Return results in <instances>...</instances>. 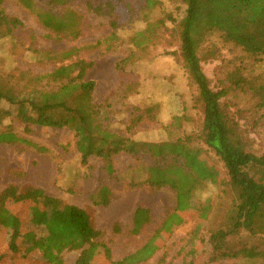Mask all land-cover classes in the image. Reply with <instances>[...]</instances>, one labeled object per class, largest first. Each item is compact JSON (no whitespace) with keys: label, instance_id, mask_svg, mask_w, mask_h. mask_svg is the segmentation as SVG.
I'll return each mask as SVG.
<instances>
[{"label":"rangeland","instance_id":"rangeland-1","mask_svg":"<svg viewBox=\"0 0 264 264\" xmlns=\"http://www.w3.org/2000/svg\"><path fill=\"white\" fill-rule=\"evenodd\" d=\"M106 1L94 0L96 5ZM108 1H113L116 6L118 27L115 30L111 24L112 16L97 14L82 0L72 3L73 8L83 15L82 33L73 39L47 29L36 13L20 0H5V13L19 17L23 26L14 31V36L0 39V74L12 76L13 82L31 85L30 77L22 78L23 71L46 73L62 63L63 53L75 49L65 63L77 58L94 62L88 77L96 81L95 102L101 106L104 123L109 128L121 130L137 140L162 141L187 134L195 136L201 128L203 114L194 102L196 90L189 84L179 53H173L180 47L174 24L167 21L166 26L157 30L156 36L141 48L132 43L136 31L145 29L148 21L157 20L163 13H172L180 19L185 8L182 0H162L163 7L151 11L139 8L144 0ZM36 3L45 8V3ZM209 49H217V55L205 58ZM47 52L57 57L44 58ZM201 54L204 70L216 89L230 83L226 80L229 72L242 67L243 58L244 74L250 79L264 80V59L247 57L241 48L224 43L219 33L211 38ZM126 57L128 61L122 62ZM46 86L51 88L53 84ZM254 99V95L235 89L226 101L246 124L254 139L253 150L262 154L264 117L253 121L256 115L253 116L250 108ZM148 107H154L156 119L149 116L134 124L138 109ZM176 115L187 117L181 129L170 127ZM5 124L47 150L40 151L25 143L0 144V193L10 185L19 188L34 185L66 204L90 209L96 227L102 232V240L111 248L115 264H232L236 261L234 258L212 261L208 238L211 230L218 226L221 209L228 206L229 197L223 193L227 180L224 169L208 159L204 152L197 151L190 157L193 167L205 178L202 187L178 200L175 192L167 187L154 190L147 185L134 186L149 176L148 167L155 162L149 154L122 152L116 155V173L109 176L100 158L92 157L90 168L82 165L72 130L35 126L33 132L25 133L15 114ZM191 145L207 148L196 138ZM251 172L258 180L264 179L263 165H254ZM103 184L111 188V202L95 205L93 195ZM44 201L40 199L41 203ZM45 203L50 205L47 201ZM33 204L27 200L18 205L24 223ZM141 205L151 209L152 221L141 235L134 236L131 234L134 212ZM28 229L34 230L38 237L42 233V226L30 225ZM153 236L149 246L155 247L153 255L140 263L144 257L138 250ZM6 237V230L0 227V241H5ZM231 245L234 250L244 245L264 249V237L242 232ZM5 249L6 246L0 244V253ZM80 252V248L64 249L61 253L63 264H76ZM12 261L15 264H42L33 256H17L11 260L10 255H6L0 264H12ZM92 263L113 264L103 250L94 253ZM245 264L251 263L247 261Z\"/></svg>","mask_w":264,"mask_h":264},{"label":"trees","instance_id":"trees-1","mask_svg":"<svg viewBox=\"0 0 264 264\" xmlns=\"http://www.w3.org/2000/svg\"><path fill=\"white\" fill-rule=\"evenodd\" d=\"M37 1L45 3V8H40ZM74 1L20 0L26 8L36 13L47 29L76 39L82 33L83 15L73 8ZM82 1L97 14L112 16V27L114 30L118 27L113 1L107 0L100 5H96L94 0ZM4 3L5 0H0V39L14 36V31L23 26L19 17L5 13ZM182 4L185 8L180 19L172 13H163L157 20L148 21L145 29L136 31L132 43L141 48L156 36L157 30L166 26L167 21L174 24L180 47L178 52L173 53H179L189 84L196 90L194 102L203 114L201 128L195 136L187 134L162 141L137 140L121 130L109 128L104 123L101 106L95 102L96 81L88 77L94 62L77 58L65 63V59H70L75 52V49H71L63 53L61 64H56L46 73L23 71L22 78L30 77L31 85L13 82L12 76L0 74V144L25 143L40 151L47 150L5 124L13 114L25 133L33 132L35 126L68 128L77 139L76 146L83 166L90 168L91 158L97 157L103 161L107 174L114 176L116 155L122 152L149 154L155 159L148 167L149 176L134 183V186L147 185L154 190L167 187L175 192L178 200L182 195L202 187L205 178L193 167L190 157L197 151L204 152L208 159L224 169L227 180L223 193L229 197L228 206L221 209L218 226L211 230L208 238L212 261L234 258L236 261L232 264H245L247 261L264 264L263 248L244 245L234 250L231 245L242 232L264 237V179L258 180L251 172L256 164L264 166V153L258 154L253 150L254 139L246 124L226 101L235 89L254 95L256 99L250 111L258 117L255 116L253 121L262 120L264 80L250 79L244 74L243 58L242 67L229 72L226 80L230 83L216 89L204 70L201 54L211 38L219 33L224 43L241 48L247 57L264 59V0H182ZM59 7L61 10H57ZM157 7H163L162 0H144L139 8L151 11ZM216 55L217 49H209L205 58ZM56 57L55 54L44 53V58ZM127 61L128 57L122 62ZM50 83L53 84L51 88L46 86ZM138 111L134 124L141 123L149 116L156 119L154 107L139 108ZM185 118L176 115L170 127L181 129ZM194 138L207 148L192 146ZM40 199L45 201L41 203ZM111 199L112 191L108 184H103L93 195L95 205H108ZM27 200L34 204L24 223L18 205ZM151 221V209L138 206L134 212L131 234L141 235ZM30 225L42 226L39 237L34 230L28 229ZM0 227H4L7 235L5 241H0L1 245L6 246L0 253V261L6 255H10L11 260L17 256H33L35 261L42 264H63L61 253L64 249L80 248L76 264H93L94 253L100 250L115 264L111 248L102 240V232L96 227L90 209L66 204L34 185L24 188L10 185L0 193ZM155 236L138 250L144 257L143 261L139 260L140 263L152 257L155 247L149 246ZM12 264L15 262L12 261Z\"/></svg>","mask_w":264,"mask_h":264},{"label":"bare ground","instance_id":"bare-ground-1","mask_svg":"<svg viewBox=\"0 0 264 264\" xmlns=\"http://www.w3.org/2000/svg\"><path fill=\"white\" fill-rule=\"evenodd\" d=\"M126 212V211H125Z\"/></svg>","mask_w":264,"mask_h":264}]
</instances>
